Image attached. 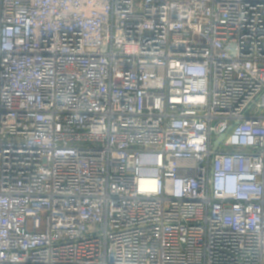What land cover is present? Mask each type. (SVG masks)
Wrapping results in <instances>:
<instances>
[{
	"label": "built area",
	"instance_id": "1",
	"mask_svg": "<svg viewBox=\"0 0 264 264\" xmlns=\"http://www.w3.org/2000/svg\"><path fill=\"white\" fill-rule=\"evenodd\" d=\"M0 264H264V0H0Z\"/></svg>",
	"mask_w": 264,
	"mask_h": 264
},
{
	"label": "water",
	"instance_id": "2",
	"mask_svg": "<svg viewBox=\"0 0 264 264\" xmlns=\"http://www.w3.org/2000/svg\"><path fill=\"white\" fill-rule=\"evenodd\" d=\"M224 138H225V136H222V137L217 141L215 149L217 148V146L219 145V143H220Z\"/></svg>",
	"mask_w": 264,
	"mask_h": 264
}]
</instances>
